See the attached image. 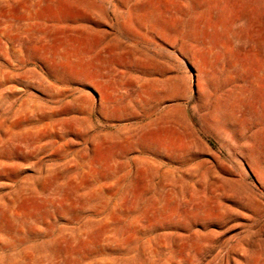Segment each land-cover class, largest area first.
I'll return each instance as SVG.
<instances>
[{"label":"rangeland","instance_id":"1","mask_svg":"<svg viewBox=\"0 0 264 264\" xmlns=\"http://www.w3.org/2000/svg\"><path fill=\"white\" fill-rule=\"evenodd\" d=\"M0 264H264V0H0Z\"/></svg>","mask_w":264,"mask_h":264}]
</instances>
